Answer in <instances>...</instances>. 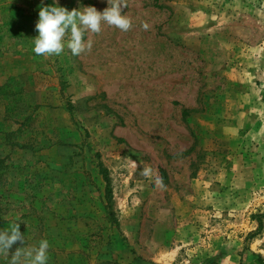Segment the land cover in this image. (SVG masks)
Listing matches in <instances>:
<instances>
[{
  "label": "rangeland",
  "instance_id": "rangeland-1",
  "mask_svg": "<svg viewBox=\"0 0 264 264\" xmlns=\"http://www.w3.org/2000/svg\"><path fill=\"white\" fill-rule=\"evenodd\" d=\"M122 2L127 32L37 56L53 0H0V230L25 238L0 264L44 239L47 264H264V0Z\"/></svg>",
  "mask_w": 264,
  "mask_h": 264
},
{
  "label": "clouds",
  "instance_id": "clouds-1",
  "mask_svg": "<svg viewBox=\"0 0 264 264\" xmlns=\"http://www.w3.org/2000/svg\"><path fill=\"white\" fill-rule=\"evenodd\" d=\"M108 7L102 12L95 7H84L83 11L73 9L69 11L65 7L58 6V0L48 6L39 7V19L35 25L38 32L34 41L33 52L37 56H59L65 47L73 56L91 51L92 42L85 40V33L99 34L102 25L115 26L121 31L127 32L131 26V20L122 11L126 6L122 0H107ZM43 4V0H42ZM135 163V162H134ZM149 169H144V174H149ZM162 186V181H158ZM25 244L24 235L20 232L19 224L15 223L9 230H0V254L9 257V250L16 242ZM49 242L44 239L38 247L26 249L19 247L9 258L10 264H20L21 257L28 260V264H47Z\"/></svg>",
  "mask_w": 264,
  "mask_h": 264
}]
</instances>
